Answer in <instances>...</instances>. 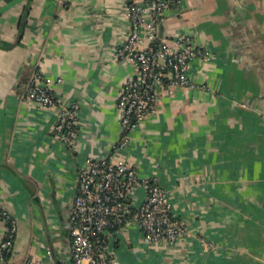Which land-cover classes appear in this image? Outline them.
Here are the masks:
<instances>
[{
    "label": "crops",
    "instance_id": "0c3cea01",
    "mask_svg": "<svg viewBox=\"0 0 264 264\" xmlns=\"http://www.w3.org/2000/svg\"><path fill=\"white\" fill-rule=\"evenodd\" d=\"M129 30L125 0H0V212L16 222L1 264H69L78 169L110 155L156 177L185 230L173 244L116 235L118 264H264V0L167 13L160 41L188 34L211 60L192 64L196 87L159 88L155 112L116 149L120 89L136 70L115 49ZM37 69L60 102L79 104L72 149L52 134L59 107L24 98ZM8 229L0 219V242Z\"/></svg>",
    "mask_w": 264,
    "mask_h": 264
},
{
    "label": "built area",
    "instance_id": "2783aa9c",
    "mask_svg": "<svg viewBox=\"0 0 264 264\" xmlns=\"http://www.w3.org/2000/svg\"><path fill=\"white\" fill-rule=\"evenodd\" d=\"M186 0H125L130 30L115 49L119 63H130L135 73L123 83L118 101L121 136L116 149L124 148L128 133L137 129L146 116L155 112L158 89L196 87L189 75L195 61L207 63L210 52L193 37L183 34L163 43L159 26L167 13ZM148 45L144 46V43ZM60 82V80H57ZM51 81L41 69L27 80L24 98L41 107H59L53 137L72 149L78 133L79 104L62 103ZM76 194L70 205L69 264H118L110 249L116 235L130 230L140 232L149 244L175 243L185 230L174 217L167 194L154 176H140L137 166L113 155L84 161L76 177ZM0 219L9 222L0 242V264L11 251L16 222L5 211ZM46 254L51 255L47 249ZM29 264V263H28Z\"/></svg>",
    "mask_w": 264,
    "mask_h": 264
},
{
    "label": "rangeland",
    "instance_id": "374dc122",
    "mask_svg": "<svg viewBox=\"0 0 264 264\" xmlns=\"http://www.w3.org/2000/svg\"><path fill=\"white\" fill-rule=\"evenodd\" d=\"M68 258H69V255H68Z\"/></svg>",
    "mask_w": 264,
    "mask_h": 264
}]
</instances>
